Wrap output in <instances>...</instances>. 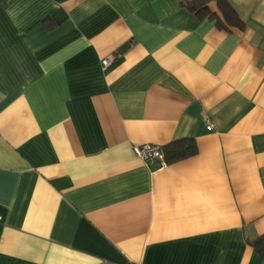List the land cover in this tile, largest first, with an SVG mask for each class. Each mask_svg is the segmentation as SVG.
I'll return each instance as SVG.
<instances>
[{"label":"crops","instance_id":"obj_1","mask_svg":"<svg viewBox=\"0 0 264 264\" xmlns=\"http://www.w3.org/2000/svg\"><path fill=\"white\" fill-rule=\"evenodd\" d=\"M181 1L0 0V264H264V0Z\"/></svg>","mask_w":264,"mask_h":264},{"label":"trees","instance_id":"obj_2","mask_svg":"<svg viewBox=\"0 0 264 264\" xmlns=\"http://www.w3.org/2000/svg\"><path fill=\"white\" fill-rule=\"evenodd\" d=\"M209 0H182L181 3L189 11L193 12L199 19L208 17L214 19L220 27L227 28L230 25L243 28L244 21L240 18L235 8L228 0H217V6L220 11H213L208 5ZM167 162H173L187 156L193 155L197 151V146L193 137H184L174 139L162 145ZM248 242L264 255V232L257 234Z\"/></svg>","mask_w":264,"mask_h":264},{"label":"built area","instance_id":"obj_3","mask_svg":"<svg viewBox=\"0 0 264 264\" xmlns=\"http://www.w3.org/2000/svg\"><path fill=\"white\" fill-rule=\"evenodd\" d=\"M113 58V53L106 55L101 59L102 65L107 66ZM206 127L207 129H211L213 125L209 122L206 124ZM133 152L148 165L156 164L158 167H161L167 163L162 145L157 143L142 142L134 144Z\"/></svg>","mask_w":264,"mask_h":264}]
</instances>
